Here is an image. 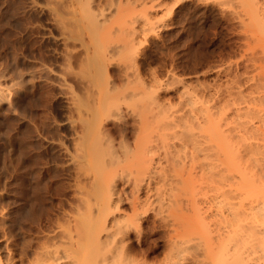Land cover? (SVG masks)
<instances>
[{"label": "rangeland", "instance_id": "obj_1", "mask_svg": "<svg viewBox=\"0 0 264 264\" xmlns=\"http://www.w3.org/2000/svg\"><path fill=\"white\" fill-rule=\"evenodd\" d=\"M238 2L0 0L2 263L69 248L84 215L104 239L105 195L121 196L123 215L138 197L128 241L139 264L171 261L176 236L174 264H212L214 239L230 233L225 255L263 262L259 234L242 229L258 220L243 213L264 198L252 159L264 166V150L242 144L264 145V47Z\"/></svg>", "mask_w": 264, "mask_h": 264}, {"label": "bare ground", "instance_id": "obj_2", "mask_svg": "<svg viewBox=\"0 0 264 264\" xmlns=\"http://www.w3.org/2000/svg\"><path fill=\"white\" fill-rule=\"evenodd\" d=\"M173 1V5H174V3L175 2H177V0H172ZM237 1H240V3H239V6L241 7V9H240V7H239V10H241V11H243L242 13H243V17H244V20H245V18L247 19V23H244L243 25L245 26L244 28H246L247 29V32H249V36H250V39L253 37L255 40H256V42H260V43H258L257 45L259 46V44H261V46H263L264 47V0H237ZM221 2H223V0H221ZM173 5H171V6H173ZM238 12H240V11H238ZM239 14V13H238ZM242 16V15H241ZM244 22V21H243ZM246 31V30H245ZM252 34V35H251ZM249 39V40H250ZM254 39H252V42H254V44H256L255 43V40ZM254 40V41H253ZM258 40V41H257ZM260 40V41H259ZM250 42V41H249ZM248 42V45L250 44V43H252V42H250L249 43ZM263 43V44H262ZM253 45V44H252ZM252 47H254V46H251V48ZM260 47V46H259ZM261 48V47H260ZM253 49V48H252ZM263 63V62H262ZM264 65V64H263ZM263 69V68H262ZM264 73V72H263ZM264 75V74H263ZM264 77V76H263ZM264 79V78H263ZM263 81V80H262ZM256 84V83H255ZM256 85H258V83L256 84ZM260 87V86H259ZM254 89V88H253ZM257 89V88H256ZM256 92H257V90H255ZM262 91H264V90H262ZM251 92V91H250ZM262 94H263V92H262ZM256 95V94H255ZM254 95V96H255ZM237 96V95H236ZM255 97H257V96H255ZM263 97H264V94H263ZM240 98V97H239ZM259 98H261V97H259ZM256 99V98H255ZM262 99V98H261ZM241 100H242V98H241ZM256 101V100H255ZM262 101V100H261ZM253 102V101H252ZM260 102V101H259ZM225 103V102H224ZM226 105H227V103H226ZM224 106V105H223ZM219 107H217V109H218ZM225 108V107H224ZM216 109V110H217ZM239 109H240V107H239ZM224 110V109H223ZM246 110V109H245ZM244 110V111H245ZM218 111V110H217ZM217 111L215 112V113H217ZM222 113V112H221ZM245 113H246V111H245ZM251 113V112H250ZM246 114H249V113H246ZM252 115V114H251ZM260 124V123H259ZM258 125V124H257ZM253 126V125H252ZM261 126V125H260ZM264 126V125H263ZM254 127H255V125H254ZM253 129V128H252ZM255 129V128H254ZM107 130V129H106ZM212 132L214 133V134H217L216 135V137H217V139L218 140H220L222 143H224V140L222 139V137L220 136L221 134H220V132L218 133V130H212ZM245 133V132H244ZM106 134L107 135H109V133L108 132H106ZM105 134V135H106ZM106 135V136H107ZM219 135V136H218ZM240 135V134H239ZM239 135L237 134V136L239 137ZM233 135H231V137H232ZM235 136V135H234ZM237 136H235L236 138H237ZM242 136V135H241ZM240 136V137H241ZM239 137V141H240V139H242V137L240 138ZM108 138H109V136H108ZM233 138V137H232ZM236 138H233V139H236ZM232 139V140H233ZM245 139V138H244ZM237 140V139H236ZM237 140V141H238ZM245 140H248L247 138L245 139ZM244 140V141H245ZM239 141H238V144H239ZM243 143V141H240V143ZM246 142V141H245ZM237 143V142H236ZM107 144H109V143H107ZM226 146H229V144H226V143H224ZM237 144V145H238ZM261 144V143H260ZM260 144H256V145H254V144H252V143H250V142H246L245 144L243 143L242 144V147H243V149L244 150H242V151H244L245 152V154H246V152H247V154L248 153H252L253 155H254V153H260L261 152V150H264L263 148L261 149V147H263L264 145H260ZM231 146V145H230ZM240 147H241V145H240ZM242 147L241 148H239L240 150L242 149ZM236 149H237V146H236ZM235 148H234V150H236ZM238 150V149H237ZM240 150L238 151V152H240ZM237 152V151H236ZM244 152H242V153H244ZM264 152V151H263ZM237 154V153H236ZM244 154V155H245ZM243 155V154H242ZM250 155V154H249ZM252 155V156H253ZM248 156V155H247ZM256 156V155H255ZM249 158V157H248ZM250 158H252V157H250ZM252 159H254L255 160V163H256V165L254 164V161L252 162V164H250L251 163V160ZM252 159H249L250 160V162H249V164L250 165H252L253 166V164L255 165V167L256 166H258V170L260 171V173H259V171H258V173H257V171H255V173L256 174H258L257 176H259L261 179V181L259 180V183H261V184H264V166H260V164L259 163H257L258 162V157L256 156V157H253ZM254 167V166H253ZM252 167V168H253ZM258 178V177H257ZM255 180V179H254ZM258 183V184H259ZM260 185V184H259ZM263 186V185H262ZM259 187V186H258ZM257 187V188H258ZM264 187V186H263ZM259 189H261V185H260V188ZM260 191V190H259ZM258 193V192H257ZM261 193V192H260ZM119 194V193H118ZM257 195V194H256ZM262 196H264V193H262ZM123 197V196H122ZM259 197V196H258ZM138 198V197H137ZM137 198H132L131 199V201H130V205H132V206H130V207H132L131 208V212L132 213H127V214H125V215H123L122 213L121 214H117V211H120L121 210V208L119 207V205H121V204H119L121 201H122V198H121V196L119 197V195L116 197V198H112V197H110V196H106L105 195V202L103 203H101L102 204V206H101V208L102 207H104L103 206V204L105 205V212L104 211H101L102 209L100 208V213L102 214L101 216H103V217H101L99 214L100 213H97L96 214V216H98L99 215V217H101V218H103L104 219V217H105V238L104 239H101V237L99 236V233H100V231H101V229H103V227H102V224H100V225H96V224H98L96 221L98 220L97 218L98 217H96L95 218V220H93V223L95 224H93V226L92 225H90L89 224V221H88V217L90 216H85L86 218H84V216L83 217H81V219H82V221H81V223H83L81 226H83L82 227V229H80V228H77L78 227V225H80V224H78V225H76V227H74L75 226V224H74V226L72 227L73 228V233L75 232L74 230V228H76V229H80L79 231L78 230H76V231H78L77 232V235L74 237V238H72L73 236H72V234L73 233H70L69 231H65L63 234L64 235H66L67 236V238H69V248L68 247H66L67 249H64L63 247H61V246H58V244H56V243H49V244H43V245H41L40 246V249L38 250V248H39V246H37L38 248H37V250L38 251H36V254L34 253L33 255H35L34 257L32 256L31 258L32 259H30L29 261H28V263L27 264H139L140 262H138L136 259H135V256H132V252H130V251H133V250H130V245L132 246V243H130L128 240H130V239H128V233H129V230H131V228H134V229H136V227L138 226V220H140L139 218V214H140V212L139 213H137L136 212V206H135V204L136 203H138L139 202V200H137ZM263 198V197H262ZM124 199H125V197H124ZM123 199V200H124ZM264 199V198H263ZM263 199H260L259 201H261L262 200V202H258L255 206H251L250 205V212L248 211V213H243V215H249V213H251L252 215V217L253 218H256V217H254V216H258V220H253L252 221V223H250V221L248 222V223H250V224H248V227L245 225L244 226V224H242V226H244V227H246L245 229H242V230H244L247 234H249V235H253V234H256V233H258L259 234V237H257V236H255L256 238H258L257 240L259 241V242H257V240H256V243H258V244H260V242L261 241H263L264 242V201H263ZM130 200V199H129ZM134 200H136L137 202H135ZM126 201V200H125ZM141 202V201H140ZM133 203H135V204H133ZM143 203V202H142ZM249 204V203H248ZM137 205V204H136ZM245 207H247V205L245 206ZM235 208V207H234ZM118 209V210H117ZM120 209V210H119ZM233 209V208H232ZM249 209V208H248ZM228 210V209H227ZM115 211V212H114ZM229 211V210H228ZM237 211V210H236ZM234 212V214H233V211H232V215L234 216L235 215V217H237V220H238V218L241 216V214L242 213H238V212ZM104 212V213H103ZM242 212H245V211H242ZM124 213V212H123ZM226 213V212H225ZM230 213V212H229ZM236 213V214H235ZM227 214V213H226ZM226 214H224V215H226ZM122 215V216H121ZM141 215V214H140ZM224 215H222V216H224ZM230 215V214H229ZM232 215H230V216H232ZM124 216V217H123ZM230 216H229V218H228V215H227V217L226 218H228L227 220H230V219H233L234 218V220L236 219L235 217H233V218H230ZM245 216V217H246ZM90 217H92V216H90ZM90 217H89V219H90ZM94 217V216H93ZM242 217H244V216H242ZM244 217V218H245ZM249 217V216H248ZM251 217V218H252ZM122 218V219H121ZM224 218V217H223ZM225 218V219H226ZM260 218H262V221H261V219ZM87 219V220H86ZM242 218L240 217L239 218V220L242 222V220H241ZM257 219V218H256ZM245 220V222H247L246 221V219H244ZM249 220V219H248ZM85 221V222H84ZM240 221H239V223H240ZM254 221L256 222L253 226L251 225V224H253L254 223ZM96 222V223H95ZM140 222V221H139ZM244 222V223H245ZM257 222H259V224L257 223ZM263 223V224H262ZM89 224V225H88ZM260 225L261 227L260 228H258L259 226L258 225ZM240 225V224H239ZM251 225V226H250ZM81 226H79V227H81ZM241 226V225H240ZM139 227H140V225H139ZM241 228H243V227H241ZM66 229V228H65ZM65 229H63V230H65ZM68 229V228H67ZM62 230V231H63ZM70 230V229H69ZM72 230V229H71ZM133 230V229H132ZM136 230H138V229H136ZM228 231H230L231 229H227ZM223 231V230H222ZM226 231V230H225ZM228 231H226V232H228ZM240 231H241V229H240ZM137 232V231H136ZM70 233V234H69ZM76 233V232H75ZM74 233V234H75ZM131 233H133V232H131ZM135 233V232H134ZM219 233H221V232H219ZM239 233V232H238ZM241 233L243 234V232L241 231ZM245 233V234H246ZM223 234H225V233H222V235ZM227 234H229V232L227 233ZM232 233H230L229 234V236L227 237V238H230V235H231ZM170 235V234H169ZM171 235H174V234H171ZM135 236H138L137 234L135 235ZM216 236V235H215ZM63 237V236H62ZM172 237V236H171ZM177 237V236H176ZM176 237H175V239H174V237L173 238H170V239H174V240H171L170 241V248L171 249H173V251L172 250H170L171 252H173V253H169V257L171 258V261L169 260V258H167L170 262H174V261H172V259L173 260H175L178 256H179V254H181V248L177 245V243H178V240L176 239ZM217 237V239L215 240L214 239V242L215 241H218L217 242V244H220V242H221V240H222V244H220L219 246H218V248H220V249H218L217 250V252H215L213 255H212V253H211V255L209 254V256H212V264H237L239 261H240V263H241V257H240V259H238L239 258V253L237 254L235 251H233V252H231L230 253V255H228L227 256V253H226V255L224 254V250H223V248H221V247H223L222 245H223V243H224V241L223 240H227V238H225V239H221V238H223V237H226V235L225 236H216ZM239 237H240V235H239ZM244 237H247V236H244ZM66 238V239H67ZM218 238H220V240L218 239ZM234 238H235V235H234ZM241 238V237H240ZM169 239V238H168ZM231 239V238H230ZM238 239V238H237ZM243 238H241V240H242ZM225 240V241H226ZM233 240V239H232ZM249 240V239H248ZM55 241V240H54ZM62 241V240H61ZM130 241H132V239L130 240ZM236 241V240H235ZM240 240H238L237 242H239ZM57 242V241H56ZM180 242V241H179ZM228 242H230L229 240L227 241V244H228ZM236 242V243H237ZM263 242H261L262 244H263ZM41 243H43V241L41 242ZM63 243V242H62ZM135 243V242H134ZM168 243H169V241H168ZM241 243V242H240ZM214 244V243H213ZM216 244V243H215ZM40 245V244H39ZM60 245V244H59ZM65 245V243H63L62 244V246H64ZM169 245V244H168ZM212 245V244H211ZM226 245V244H225ZM135 246V245H134ZM213 246V245H212ZM214 246H217V245H214ZM228 246V245H227ZM232 246H234L233 245V243H232ZM236 246H237V244H236ZM238 246H239V244H238ZM243 246V245H242ZM229 247V246H228ZM11 248V247H10ZM62 250H61V249ZM242 248V247H241ZM13 249V248H12ZM15 249V248H14ZM133 249V248H132ZM221 249L223 250V251H221ZM230 249H231V247H230ZM233 249V248H232ZM238 249V248H237ZM130 250V251H129ZM227 250V249H226ZM263 250V249H262ZM17 251V250H16ZM213 251V249L212 250H210V252H212ZM215 251H216V249H215ZM228 251V250H227ZM35 252V251H34ZM209 252V253H210ZM238 252V251H237ZM244 252V251H243ZM24 253V252H23ZM131 253V254H130ZM241 253V252H240ZM261 253H263V251L261 252ZM25 254V253H24ZM134 254V253H133ZM264 254H262V256H263ZM242 256V255H241ZM22 257L23 256H21L20 254H18V253H15L14 251L12 252L11 251V254L9 255V257H8V259L5 261V263L3 262H1L0 261V264H22L23 263V259H22ZM30 257V256H29ZM28 257V258H29ZM179 257H182V256H179ZM208 257V256H207ZM4 259V258H3ZM264 259V258H263ZM168 260H165V262L167 263L168 262ZM211 259L209 258V261H210ZM255 260H256V258H255ZM243 261V260H242ZM211 262V261H210ZM209 262V263H210ZM147 263V262H146ZM165 263V264H166ZM172 263H167V264H172ZM262 263H264V260H263V262ZM262 263H259V264H262ZM142 264H143V262H142ZM162 264H164V262L162 263ZM174 264V263H173ZM239 264V263H238ZM250 264V263H249Z\"/></svg>", "mask_w": 264, "mask_h": 264}]
</instances>
